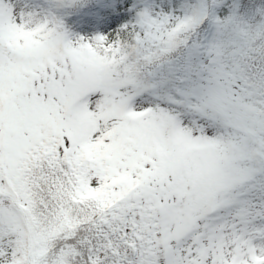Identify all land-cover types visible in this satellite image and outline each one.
<instances>
[{"label": "snow or ice", "instance_id": "obj_1", "mask_svg": "<svg viewBox=\"0 0 264 264\" xmlns=\"http://www.w3.org/2000/svg\"><path fill=\"white\" fill-rule=\"evenodd\" d=\"M0 264H264V0H0Z\"/></svg>", "mask_w": 264, "mask_h": 264}]
</instances>
